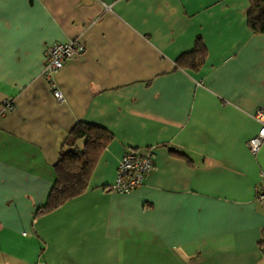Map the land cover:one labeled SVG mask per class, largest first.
Returning <instances> with one entry per match:
<instances>
[{"label":"crops","instance_id":"crops-1","mask_svg":"<svg viewBox=\"0 0 264 264\" xmlns=\"http://www.w3.org/2000/svg\"><path fill=\"white\" fill-rule=\"evenodd\" d=\"M249 0H0V264H264V35ZM83 56L44 80L46 49ZM199 49L200 52H196ZM194 61V62H193ZM80 121L105 129L88 188L40 214ZM154 153L128 193L118 163ZM108 188L104 189V188Z\"/></svg>","mask_w":264,"mask_h":264},{"label":"trees","instance_id":"trees-1","mask_svg":"<svg viewBox=\"0 0 264 264\" xmlns=\"http://www.w3.org/2000/svg\"><path fill=\"white\" fill-rule=\"evenodd\" d=\"M249 5L248 27L264 35V0H249ZM69 131L63 142L66 149L61 151L54 166L57 180L50 190L47 204L39 209L40 214L51 213L71 199L82 196L89 186L100 153L112 139L107 130L83 121ZM104 189L108 190L107 187Z\"/></svg>","mask_w":264,"mask_h":264},{"label":"built area","instance_id":"built-area-1","mask_svg":"<svg viewBox=\"0 0 264 264\" xmlns=\"http://www.w3.org/2000/svg\"><path fill=\"white\" fill-rule=\"evenodd\" d=\"M86 53L84 44L78 40L64 44H53L45 52V66L42 70L44 80L50 85L53 97L62 99L55 77L67 63L75 61L77 57ZM12 104L4 101L0 113L11 110ZM255 120L262 123V127L256 136L250 139L247 147L252 156L258 154L261 144L264 141V110H257ZM116 179L109 189L115 193H128L141 186L144 180L152 173L154 163V153L149 150L144 153L128 151L119 161ZM256 200L258 204H264V173L260 174L259 185L256 190ZM264 241V228H263Z\"/></svg>","mask_w":264,"mask_h":264}]
</instances>
